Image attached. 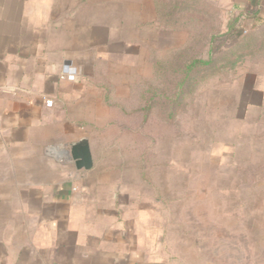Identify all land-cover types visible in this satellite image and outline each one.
Here are the masks:
<instances>
[{
    "label": "rangeland",
    "instance_id": "1",
    "mask_svg": "<svg viewBox=\"0 0 264 264\" xmlns=\"http://www.w3.org/2000/svg\"><path fill=\"white\" fill-rule=\"evenodd\" d=\"M159 1L164 12L185 1L211 14L160 20ZM235 7L232 0H55V16L71 28L83 20L104 28L86 81L89 118H98L85 127L97 168L123 169L131 182L143 173L158 184L160 216L174 233L168 242L197 264H264V22L242 41L219 38L220 68L174 96L172 69L188 56L205 58L207 33L223 31ZM241 10L252 11L253 0ZM237 55L230 69L226 59Z\"/></svg>",
    "mask_w": 264,
    "mask_h": 264
},
{
    "label": "crops",
    "instance_id": "2",
    "mask_svg": "<svg viewBox=\"0 0 264 264\" xmlns=\"http://www.w3.org/2000/svg\"><path fill=\"white\" fill-rule=\"evenodd\" d=\"M54 10L55 0H0V234L12 235L0 237V264H197L168 242L158 184L97 168L86 81L104 28H71ZM63 65L75 81L59 79ZM81 138L88 171L68 156Z\"/></svg>",
    "mask_w": 264,
    "mask_h": 264
},
{
    "label": "trees",
    "instance_id": "3",
    "mask_svg": "<svg viewBox=\"0 0 264 264\" xmlns=\"http://www.w3.org/2000/svg\"><path fill=\"white\" fill-rule=\"evenodd\" d=\"M263 1L264 0H255L252 11L251 10H246V11L235 10L230 15V20L227 26L224 27L223 31L221 30V28L218 27L216 32L207 33L206 41H205L206 42L205 46H207V52H206L205 58L196 56L194 54V55L188 56L181 65H178L172 69L174 72V75H176L178 78L175 84V88H176V91L174 93L175 100L179 99V96L183 94L185 89L189 88L191 83L192 84L194 83L198 74L214 69L215 66L216 68H220L219 66L216 65L218 59L214 58L215 52L217 51V48H218L216 46V41H218L219 38L227 39L229 37L234 36L238 39V41L240 40L242 41L247 36V33L251 31V28H253V25L256 26L264 22V18L259 16V13L263 6ZM158 4H159V8H158ZM202 10H203L202 8L200 9L198 7H195V5H192V4L190 5L185 1H180V2L176 1L173 4V8L164 12V7H162L161 1L155 3V11L157 14V18H159L160 20L163 18L173 19L174 16L176 15H179V18H180L182 17L181 14L184 13V11L190 12V14L191 15L193 14V16H195L196 19L198 18L196 15L211 14L210 12H207L206 10L204 11ZM193 16H191L190 19L195 21V18H193ZM226 54H231L230 56H234L232 51H227ZM183 55L184 54L178 53L177 58L181 59ZM185 56L186 54L184 55V57ZM240 59H241V55H237L232 60H231V57H228V59L226 60L230 62L229 68L230 69L235 68L237 61ZM185 86L186 88L183 89ZM146 104H147V111H148L149 110L148 106L150 105V101L147 100ZM174 112H175V109H173L172 114H174ZM171 115H169V117H171Z\"/></svg>",
    "mask_w": 264,
    "mask_h": 264
},
{
    "label": "water",
    "instance_id": "4",
    "mask_svg": "<svg viewBox=\"0 0 264 264\" xmlns=\"http://www.w3.org/2000/svg\"><path fill=\"white\" fill-rule=\"evenodd\" d=\"M69 159L73 162L76 170L88 171L91 169L93 162L89 144L86 138H81L69 146Z\"/></svg>",
    "mask_w": 264,
    "mask_h": 264
},
{
    "label": "built area",
    "instance_id": "5",
    "mask_svg": "<svg viewBox=\"0 0 264 264\" xmlns=\"http://www.w3.org/2000/svg\"><path fill=\"white\" fill-rule=\"evenodd\" d=\"M79 75V71L70 65H63L61 68L60 80H66V81H75ZM45 106L47 108H51L53 106V102L51 100H46L45 101Z\"/></svg>",
    "mask_w": 264,
    "mask_h": 264
}]
</instances>
